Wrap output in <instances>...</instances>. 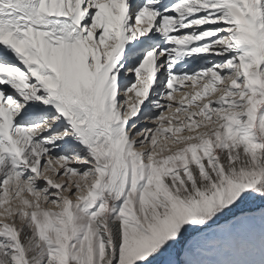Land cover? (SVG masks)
<instances>
[{
  "label": "snow or ice",
  "instance_id": "snow-or-ice-1",
  "mask_svg": "<svg viewBox=\"0 0 264 264\" xmlns=\"http://www.w3.org/2000/svg\"><path fill=\"white\" fill-rule=\"evenodd\" d=\"M0 264H264V0H0Z\"/></svg>",
  "mask_w": 264,
  "mask_h": 264
},
{
  "label": "rangeland",
  "instance_id": "rangeland-1",
  "mask_svg": "<svg viewBox=\"0 0 264 264\" xmlns=\"http://www.w3.org/2000/svg\"><path fill=\"white\" fill-rule=\"evenodd\" d=\"M185 90H188V91H191V89H185ZM176 95L178 96V93H176ZM256 211H259L258 209ZM232 219L231 217H228L226 218V220H230ZM225 221H222L221 223H224ZM203 244V241L200 237V234H193V237H191L189 240H187L185 243H184V248L185 250L188 249V248H191L193 250L195 249H198L202 246ZM185 253L184 251H179L178 252V255H177V260L179 259H182L184 257Z\"/></svg>",
  "mask_w": 264,
  "mask_h": 264
},
{
  "label": "bare ground",
  "instance_id": "bare-ground-1",
  "mask_svg": "<svg viewBox=\"0 0 264 264\" xmlns=\"http://www.w3.org/2000/svg\"><path fill=\"white\" fill-rule=\"evenodd\" d=\"M178 96H179V93H178ZM184 253H185V251H184Z\"/></svg>",
  "mask_w": 264,
  "mask_h": 264
}]
</instances>
